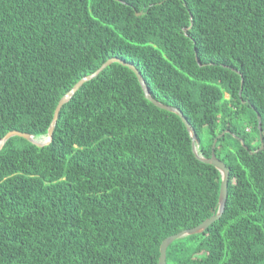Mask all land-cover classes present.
<instances>
[{"label":"trees","instance_id":"obj_1","mask_svg":"<svg viewBox=\"0 0 264 264\" xmlns=\"http://www.w3.org/2000/svg\"><path fill=\"white\" fill-rule=\"evenodd\" d=\"M110 58L228 173L219 218L166 264H264V0H0V139L45 136ZM191 143L109 64L48 144L3 143L0 264H157L218 210L221 176Z\"/></svg>","mask_w":264,"mask_h":264},{"label":"water","instance_id":"obj_2","mask_svg":"<svg viewBox=\"0 0 264 264\" xmlns=\"http://www.w3.org/2000/svg\"><path fill=\"white\" fill-rule=\"evenodd\" d=\"M138 15V14H136ZM119 63L122 66H125L127 68H129L135 75L138 83L140 84V87L143 91L144 97L150 101L155 107L159 108V109H163L169 112H172L174 114H176L181 122L183 123V125L185 126L187 132L189 133L190 137H191V150L195 156V158L203 163H207L212 165L220 174L221 176V182H220V187H219V195H218V210L216 212V214L214 216H211L210 218L206 219L205 221H203L201 224H199L198 226L188 229V230H183L180 232H178L177 234H174L172 236L166 237L160 244L159 246V257H158V262L157 264H166L165 262V258H166V249L167 247L174 242L177 239H180L182 237L185 236H190V235H194V234H198L203 232V230L209 226L213 221L217 220L221 214V212L223 211L224 208V204H225V200H226V193H227V177H228V173L226 170L225 165L218 160L215 155L214 152L212 151L215 145L216 140L213 141L212 143V147L210 149V157L209 158H203L200 154H198L196 149L197 146V140L194 134V131L192 129V127L190 126V124L185 120V118L183 117V115L181 114L180 111H178L177 109L171 107V106H167L164 104H161L159 102H157L156 100H154L150 94L149 91L143 81V79L141 78V75L139 74V72L133 67V65H131L130 63L124 62L120 59H116V58H110L108 59L106 62H104L95 72H93L92 74L85 76L83 78H81L57 103L55 110L53 112V116L50 122V125L47 129L46 135L42 136L40 138H34L32 135L26 134V133H20V132H16V131H10L8 132L6 135H4L1 139H0V149L3 146V143L6 142L9 138L17 136L20 138H23L24 140H26L27 142H29V144L33 145V146H37V147H42L43 145H46L50 142L51 140V135H52V130H53V126L54 123L57 119V115L59 112L60 107L67 102L70 97L74 94V92L86 81L94 78L101 70H103L106 66H108L111 63ZM259 118V116H258ZM259 125V122H258ZM220 136H222V134H220ZM241 142V141H240ZM262 148V145H261Z\"/></svg>","mask_w":264,"mask_h":264}]
</instances>
